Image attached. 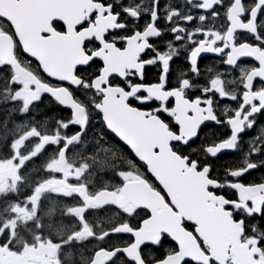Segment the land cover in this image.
<instances>
[{
    "label": "snow or ice",
    "instance_id": "1",
    "mask_svg": "<svg viewBox=\"0 0 264 264\" xmlns=\"http://www.w3.org/2000/svg\"><path fill=\"white\" fill-rule=\"evenodd\" d=\"M0 264H264V0H0Z\"/></svg>",
    "mask_w": 264,
    "mask_h": 264
},
{
    "label": "flooded vegetation",
    "instance_id": "2",
    "mask_svg": "<svg viewBox=\"0 0 264 264\" xmlns=\"http://www.w3.org/2000/svg\"><path fill=\"white\" fill-rule=\"evenodd\" d=\"M206 56H209L211 58V54H205ZM245 59V62L247 63H253L254 61H252L250 58H244ZM209 62L208 60L205 61V63ZM251 134H254V133H251ZM231 157H224L222 158V160L220 161V163H223L224 159H230ZM257 175H259L257 173Z\"/></svg>",
    "mask_w": 264,
    "mask_h": 264
}]
</instances>
